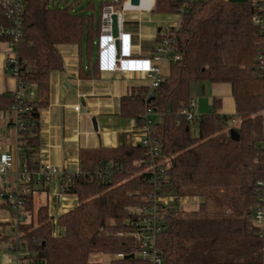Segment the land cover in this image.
<instances>
[{"label":"trees","instance_id":"trees-1","mask_svg":"<svg viewBox=\"0 0 264 264\" xmlns=\"http://www.w3.org/2000/svg\"><path fill=\"white\" fill-rule=\"evenodd\" d=\"M107 3L100 0L96 7L94 0H77L60 7L27 0L18 81L34 86L36 98L24 100L29 110L20 138V171L27 170L30 180L18 184L24 215L19 264H151L141 257L135 226L139 210L153 209L155 196L172 198L158 208L163 264H264V227L255 218L264 191L258 183L264 181V37L254 22L259 0H157L158 12L182 15L174 36L181 57L168 64V75L152 93L147 85L132 86L120 100L122 116L149 123L157 154L142 144L80 150V171L70 180L60 178V193L75 195L78 204L56 223L48 203L35 195L36 182H49L35 177L42 169L41 112L50 103V75L64 66L59 46L79 45L99 73L97 41ZM162 37L159 32L156 42ZM199 83L203 89L207 83L229 84L234 114L218 112L222 101L214 98V109L188 120L182 110ZM15 95L16 90L1 93L0 110H12ZM147 112L159 113L161 120L150 122ZM106 166L112 171L102 178ZM6 195L0 209L9 210L12 220L0 222V241L14 242L6 230L14 226L16 211ZM185 197L199 198L198 206L185 209ZM56 227L63 232L56 234ZM94 255L111 259L104 263Z\"/></svg>","mask_w":264,"mask_h":264},{"label":"crops","instance_id":"crops-1","mask_svg":"<svg viewBox=\"0 0 264 264\" xmlns=\"http://www.w3.org/2000/svg\"><path fill=\"white\" fill-rule=\"evenodd\" d=\"M180 18L181 14L160 13L157 8L153 11H127L121 29L132 36V55L149 56L157 34ZM6 48L5 43H0V94L18 89V80L6 64ZM59 50L64 66L50 75V103L41 112L39 158L42 165L49 162L61 172L73 174L80 171L79 155L82 149L141 144L147 126L138 125L133 119L122 116L120 100L132 86L148 85V82L142 74L135 72L100 69L99 73H95L79 45L63 44ZM82 67L85 76L81 75ZM213 90L217 94L214 98L221 99L222 88ZM22 91L28 99L36 98L34 86L26 85ZM225 92L231 94V88H224ZM77 105L78 110L75 109ZM15 120L13 110H0V163L6 160L12 164V169L0 185V202L7 198L6 194L12 196L16 191L19 180L17 174L22 168L19 157L20 138ZM40 178L36 175L35 180L39 181ZM34 186L35 195L48 203L55 223L61 214L78 204L75 195L60 193V177L46 184L36 182ZM44 187H48L47 192L41 190ZM11 220V212L0 209V222L8 223ZM13 229L14 226L10 225L6 232L13 235ZM62 232V228L56 227V234ZM12 242L0 241V249L2 246L6 251L0 250V264H16Z\"/></svg>","mask_w":264,"mask_h":264},{"label":"built area","instance_id":"built-area-1","mask_svg":"<svg viewBox=\"0 0 264 264\" xmlns=\"http://www.w3.org/2000/svg\"><path fill=\"white\" fill-rule=\"evenodd\" d=\"M26 4L27 0H0V17L3 19L2 22H0V43H5L7 46L6 64L11 68L17 80L19 70L18 47L24 34ZM156 7L157 0H140L139 4H133L132 0H108V3L105 4L102 9L100 35L97 41L99 46L100 69L142 74L143 78L148 82L147 86L150 89L148 95L164 81L165 76L163 74V69L165 65L170 62L177 61L181 57L180 53L176 52L174 46V36L179 27L181 18L179 21L166 27L163 31H160L162 32L163 37L159 42L155 43L150 55L144 57H134L132 55V36L130 33L124 32L121 29V25L123 24L124 16L127 11L142 9L146 11H153ZM259 8L261 12L254 18V22L258 25L260 32L264 37V0H259ZM114 15H117L118 19V36H115L113 33ZM117 41L120 42L119 46H117ZM261 58H263V56H261ZM12 65L13 67H11ZM262 72L264 76V60ZM23 87L24 86H22L18 81L15 102L12 106V110L16 117L15 124L18 129L19 138L22 136V130L24 127V113L29 110V107L24 103L27 96L22 91ZM195 106V99L192 98L190 100L189 108L182 110V113L186 115L188 120L199 118L200 114L195 112ZM75 109L78 110L79 105L75 106ZM149 114L150 112L145 114L148 120ZM262 114L264 116V111ZM232 122H237V119L232 118ZM145 125L147 126L146 135L141 144L149 147L152 154L156 155L157 147L153 145L150 137L149 123ZM11 169V162L4 160L0 163V185L3 184L4 177ZM111 171L112 167L106 166L99 175L102 178H106L111 174ZM37 174L46 181H51L56 177L61 178L63 176L69 177L70 180L72 175L71 173L61 172L56 166L49 162H45L42 165V169ZM17 175L19 176V180L22 179L24 182H28L30 180V173L27 170L19 171ZM19 180L17 182L16 191L11 196V201L16 211L13 229L16 241L12 242V247L16 253V264H19L20 256L18 248V226L24 221V215L21 211L22 200L19 198ZM258 183L260 186L264 185V181H259ZM187 198L189 197H185L181 200L183 204H186ZM260 200L261 205L255 211V218L259 224L264 227V191L260 193ZM154 201L155 206L153 209L139 210L142 218L136 222L135 229L137 237L141 239V257L149 261L151 264H163L161 250L158 247L157 242L158 233L160 232L159 219L162 217L158 208L161 205L170 204L172 202V198L167 196H155Z\"/></svg>","mask_w":264,"mask_h":264},{"label":"rangeland","instance_id":"rangeland-1","mask_svg":"<svg viewBox=\"0 0 264 264\" xmlns=\"http://www.w3.org/2000/svg\"><path fill=\"white\" fill-rule=\"evenodd\" d=\"M77 0H49V4L51 6H60L63 7L66 4H71L74 3L76 4ZM82 5H85L89 0H80ZM96 7H99V3L100 0H94ZM98 9V8H97ZM168 64L165 65L164 69H163V74L166 76V74H168ZM222 88L221 91V101H222V106L217 107V111L221 112V113H225L228 115H232L234 114V100L233 97L231 96L230 93L225 92L224 93V88H228L230 87L229 84L227 83H221V84H212V83H207L205 90H203V83H199L198 85L194 86L193 88V96L196 100V107H195V111L198 114H205L210 112L212 109H214V95H217L216 93H214V88ZM218 93V90H217ZM216 98V97H215ZM149 120L152 123L158 122L161 120V115L157 112H150L149 114ZM192 134L194 136H197L199 134V125L198 123L195 121L192 126ZM199 203V198H195V197H189L187 198V202L186 204H184V208L185 209H191L194 207H197ZM257 223H259L258 221H256ZM3 247L1 246V251L2 252H6L5 249H2ZM8 252V251H7ZM55 255V254H54ZM94 257V256H93ZM96 261H102L104 263H109L111 256L109 255H100V257H94L93 258Z\"/></svg>","mask_w":264,"mask_h":264},{"label":"water","instance_id":"water-1","mask_svg":"<svg viewBox=\"0 0 264 264\" xmlns=\"http://www.w3.org/2000/svg\"><path fill=\"white\" fill-rule=\"evenodd\" d=\"M139 1L140 0H132V3L133 4H139ZM113 33H114L115 36H118V34H119V25H118L117 15L113 16ZM119 43L120 42L117 41V46H119ZM11 67H13V65ZM95 128H96V126H95ZM233 135L234 136L236 135V132L234 130H233ZM133 256H134V254L126 255L125 257L126 258H130V257H133Z\"/></svg>","mask_w":264,"mask_h":264}]
</instances>
